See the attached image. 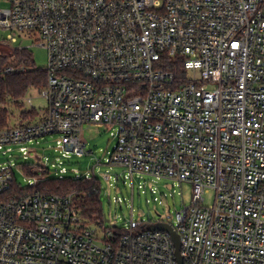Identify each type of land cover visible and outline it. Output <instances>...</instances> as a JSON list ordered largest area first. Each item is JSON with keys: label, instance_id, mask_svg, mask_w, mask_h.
Instances as JSON below:
<instances>
[{"label": "built area", "instance_id": "obj_1", "mask_svg": "<svg viewBox=\"0 0 264 264\" xmlns=\"http://www.w3.org/2000/svg\"><path fill=\"white\" fill-rule=\"evenodd\" d=\"M4 1L0 50L29 49L20 38L48 57L44 117L0 129V150L21 145L28 187L57 176L24 144L59 135L57 149L83 157L82 128L103 124L118 128L109 164L124 169L102 176L110 188L190 184L192 202L174 218L89 223L72 196L11 194L21 184L9 166L0 169V264H178L157 224L179 235L184 264H264V0ZM167 58L184 78L165 69Z\"/></svg>", "mask_w": 264, "mask_h": 264}, {"label": "rangeland", "instance_id": "obj_2", "mask_svg": "<svg viewBox=\"0 0 264 264\" xmlns=\"http://www.w3.org/2000/svg\"><path fill=\"white\" fill-rule=\"evenodd\" d=\"M9 7L10 4L8 2L0 0V9H8ZM7 34L8 32L0 30V43L6 39ZM18 39L16 46L29 48L36 66L46 69L48 63L47 51L43 47L34 45L33 40ZM3 52L8 54L9 51L3 50ZM25 99H32L33 107L31 108V105L25 102V108L29 110L34 109L38 112L34 121L43 118L47 102L42 97L40 90L38 88L29 90ZM12 110L11 126L28 123L21 119L19 110L15 108ZM117 133V127H109L103 124H91L82 128L81 137L86 144L87 152H89L88 155L83 157H78L74 154L67 155L65 151L57 149L59 135L49 136L45 139H40L38 143L34 141L23 146L28 148L32 154L39 152L41 155L47 157L49 159V167L57 177H86L87 175H93V172H95L102 179L101 200L103 202L104 213L111 220V225L117 224L123 227L129 223L132 217L138 222L158 221L162 217L166 218L167 215L174 218L177 210L191 204L192 187L190 184H184L181 187L174 186L171 182L162 181L160 182V190L156 194H152L150 190L145 194L142 193L139 191L137 184L135 191L132 192L131 186H124L122 182L114 183V186L110 188L102 176L108 170H110L112 176L119 175L124 171L119 166L109 164V160L112 158L118 142L117 137H114ZM20 148L21 145H11L6 147V149L0 150V169L9 166L13 167L18 182L22 187L26 188L30 186L32 179L18 166L26 162ZM98 161H101L102 165L97 166ZM62 169H65V174L60 172ZM117 198L123 200L120 205L116 202ZM214 198V191L206 194L205 205H212ZM105 226L108 227L109 225L105 224Z\"/></svg>", "mask_w": 264, "mask_h": 264}, {"label": "trees", "instance_id": "obj_3", "mask_svg": "<svg viewBox=\"0 0 264 264\" xmlns=\"http://www.w3.org/2000/svg\"><path fill=\"white\" fill-rule=\"evenodd\" d=\"M165 63V69L174 73L176 77L186 76L180 61L167 58ZM8 68H14V70L7 73ZM46 80L45 69L36 66L29 49L18 50L13 56L0 50V129L10 126L13 108L20 111L24 122L29 123L36 118L38 112L26 109L24 99L29 90L42 88ZM25 166L28 167V165ZM25 192L47 196H72L75 206L89 223L102 221L106 216L101 200L102 179L98 176L91 179L49 176L38 185L26 189L15 183L11 194Z\"/></svg>", "mask_w": 264, "mask_h": 264}, {"label": "water", "instance_id": "obj_4", "mask_svg": "<svg viewBox=\"0 0 264 264\" xmlns=\"http://www.w3.org/2000/svg\"><path fill=\"white\" fill-rule=\"evenodd\" d=\"M106 222H109V219H106ZM151 230L163 231L171 235L173 242H174V246L176 248L175 255H176L177 263L184 264L183 258L180 253V249H181L180 238H179V235L174 231V229L171 226L166 225V224H157V225L152 226Z\"/></svg>", "mask_w": 264, "mask_h": 264}]
</instances>
